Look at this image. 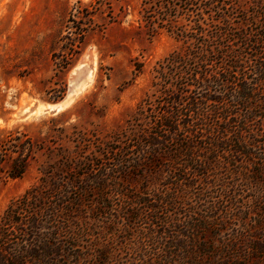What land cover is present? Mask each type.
I'll return each mask as SVG.
<instances>
[{
    "label": "trees",
    "instance_id": "16d2710c",
    "mask_svg": "<svg viewBox=\"0 0 264 264\" xmlns=\"http://www.w3.org/2000/svg\"><path fill=\"white\" fill-rule=\"evenodd\" d=\"M140 1L185 50L159 63L122 134L97 156L60 155L7 208L0 264H264V0ZM215 9L209 29L177 25ZM35 148L1 141L0 176L9 161L23 176Z\"/></svg>",
    "mask_w": 264,
    "mask_h": 264
},
{
    "label": "rangeland",
    "instance_id": "374dc122",
    "mask_svg": "<svg viewBox=\"0 0 264 264\" xmlns=\"http://www.w3.org/2000/svg\"><path fill=\"white\" fill-rule=\"evenodd\" d=\"M220 11L201 19L190 12L177 25L196 34L198 25L219 24ZM143 14L140 0H0V142L22 135L36 147L20 178L8 177L11 161L3 167L0 219L60 155L97 156L122 134L154 93L159 63L185 50L187 39L147 24ZM56 103L61 108L49 110Z\"/></svg>",
    "mask_w": 264,
    "mask_h": 264
},
{
    "label": "water",
    "instance_id": "95a60500",
    "mask_svg": "<svg viewBox=\"0 0 264 264\" xmlns=\"http://www.w3.org/2000/svg\"><path fill=\"white\" fill-rule=\"evenodd\" d=\"M53 107H54L53 109H49V110H51L52 112H56L61 108V103L53 104Z\"/></svg>",
    "mask_w": 264,
    "mask_h": 264
}]
</instances>
